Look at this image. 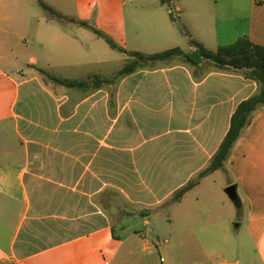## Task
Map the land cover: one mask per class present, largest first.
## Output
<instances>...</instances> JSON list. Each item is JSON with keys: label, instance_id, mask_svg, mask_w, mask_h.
<instances>
[{"label": "crops", "instance_id": "obj_1", "mask_svg": "<svg viewBox=\"0 0 264 264\" xmlns=\"http://www.w3.org/2000/svg\"><path fill=\"white\" fill-rule=\"evenodd\" d=\"M65 4L0 0V264H264V107L224 169L171 203L210 165L258 84L179 61L112 83L76 79L70 68L112 61L80 45ZM215 4H174L191 30L186 50L171 34L175 48L223 47ZM255 17L246 35L264 46V12ZM167 40L153 36L124 60ZM162 210L172 218L152 228Z\"/></svg>", "mask_w": 264, "mask_h": 264}, {"label": "rangeland", "instance_id": "obj_2", "mask_svg": "<svg viewBox=\"0 0 264 264\" xmlns=\"http://www.w3.org/2000/svg\"><path fill=\"white\" fill-rule=\"evenodd\" d=\"M256 2L258 3L257 0H217V28L223 33V46H230L249 34L252 20L259 12H264ZM63 10L68 14V19L63 22L69 31L82 28L81 32L78 31L80 45L98 50L101 58L112 61L108 67H90L79 73H76V68H70L68 74H73L79 80L85 79L89 73L104 77L116 75L125 63V54L112 49L93 29L114 39L125 51L144 41L149 45L153 36H164L167 41L153 43L148 47L149 50H156L155 53L177 47L175 41L171 40V34L181 41V48L185 47L186 50V34L191 32L187 17L174 10L176 21H173L161 0H66ZM226 178L223 173V183ZM190 197L195 199L193 195ZM227 199L229 203H233L228 197ZM168 211H159L150 218L152 228L161 226L172 218Z\"/></svg>", "mask_w": 264, "mask_h": 264}, {"label": "trees", "instance_id": "obj_3", "mask_svg": "<svg viewBox=\"0 0 264 264\" xmlns=\"http://www.w3.org/2000/svg\"><path fill=\"white\" fill-rule=\"evenodd\" d=\"M178 1L179 0H161V4L168 8L170 17L173 21H176L173 10L174 4ZM45 8L51 12L53 16H56L49 7L45 6ZM93 30L98 36L105 39L112 49L126 53V51L112 38L106 36L97 29ZM190 45L195 48L194 51L185 52L181 48H173L152 55L131 52L128 54V58L122 68L117 72L114 79L105 81L106 83H112L113 81H119L123 77L131 75L139 70L153 69L160 64H171L174 61H179L194 67H205L218 72L240 73L245 79L254 81L258 84L257 93L243 101L233 114L229 132L224 138L218 152L211 160L210 165L186 186L176 192L172 197L171 203L180 202L189 192L195 189L203 179L216 171L224 169L235 145L251 125L255 113L264 107V46L253 43L247 36L240 38L230 46L219 47L216 51H211L203 44L194 40H190ZM39 71L49 80L61 84V81L47 72L43 70ZM98 82L100 85L103 83L102 80ZM66 85L69 88H82L86 86V84L82 82H68Z\"/></svg>", "mask_w": 264, "mask_h": 264}, {"label": "water", "instance_id": "obj_4", "mask_svg": "<svg viewBox=\"0 0 264 264\" xmlns=\"http://www.w3.org/2000/svg\"><path fill=\"white\" fill-rule=\"evenodd\" d=\"M226 193L233 201H237L238 196L236 193V187L235 186L228 187L226 190Z\"/></svg>", "mask_w": 264, "mask_h": 264}]
</instances>
